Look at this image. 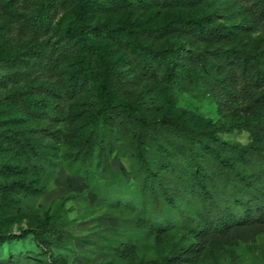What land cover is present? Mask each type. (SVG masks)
I'll list each match as a JSON object with an SVG mask.
<instances>
[{
  "label": "trees",
  "instance_id": "trees-1",
  "mask_svg": "<svg viewBox=\"0 0 264 264\" xmlns=\"http://www.w3.org/2000/svg\"><path fill=\"white\" fill-rule=\"evenodd\" d=\"M21 1L29 3L6 4ZM204 1H40L28 16L36 27L51 24L60 8L68 9L54 47L71 68L59 85L47 71L53 55L42 56L40 44L15 53L1 49L0 88L12 85L7 98L18 101L38 127L18 129L16 118L0 116V150L20 155L17 163L0 160V204L12 210L0 218V244L32 236L40 253L30 260L73 264L70 252L79 240L124 260L146 244L144 237L175 233L178 239L160 264H199L200 252L214 238L264 226V47L238 42L264 32V0H235L244 20L233 26L211 12L174 14L158 26L142 25L135 17L156 9L197 8ZM118 10L129 16L118 23L100 16ZM181 33L194 35L203 49L169 39ZM140 77L160 81L173 102L182 92L211 100L233 122L199 125L183 113L161 112L157 95L147 98L130 88ZM90 82L93 100L72 116L73 100ZM70 118L77 122L72 132L79 140L64 167L81 176L118 220L143 231L142 237L110 238L101 230L76 236L60 209L47 211L20 234L6 228L17 215L34 210V201L62 167L41 148V133L60 139ZM233 129L249 131L252 140L221 136ZM115 157L129 162L130 178L115 170Z\"/></svg>",
  "mask_w": 264,
  "mask_h": 264
},
{
  "label": "rangeland",
  "instance_id": "rangeland-1",
  "mask_svg": "<svg viewBox=\"0 0 264 264\" xmlns=\"http://www.w3.org/2000/svg\"><path fill=\"white\" fill-rule=\"evenodd\" d=\"M40 1L29 0L28 4H23L21 1L9 6L6 4L7 0H0V52L1 49H4V53H15L32 43L40 44L44 53L41 54L42 56L53 55L54 62L51 63L47 71L53 73V81L60 85L62 77L67 74L71 65L63 64L60 57L61 51L55 50L54 42L57 33L60 32L59 28L65 11L68 9L60 8L55 13V17L51 18V24L46 23L36 27L34 23L28 22L30 20L28 16L38 7ZM59 1L61 0H56L57 3ZM202 12L213 13L218 22L228 26L240 24L244 20L242 10L235 0H207L197 8L156 9L138 13L135 17L139 16L138 20L142 25L158 26L174 14L198 15ZM100 16L118 23L123 18L128 17L129 13L118 10L107 14L102 13ZM181 34V37L170 36L169 39L177 40L179 43L188 40L192 44L189 47L203 49L200 41L194 35L190 38L189 34ZM165 40H161L160 44L163 45ZM238 42L250 47L259 45L264 47V32H251L239 38ZM42 56L39 57V61H41ZM130 88L134 92H144V97L147 98H153L157 95V99L161 102V112L183 113L199 125L208 121H212L215 125H227L233 122V118L229 115H223L214 102L208 99L201 100L189 92L178 93L177 100L173 102L163 84L158 80L140 77L130 85ZM12 89V85L0 88V116L16 118L14 125L18 129L34 130L38 126L34 120L29 119L22 105L11 97L7 98ZM94 89V83L90 82V85L83 88L82 92H84H81L73 100L70 107L72 116L80 113L83 105L93 100ZM76 126L77 122L73 118L64 122L61 126L63 131L60 139H52L48 134L41 133V148L44 151H49L48 153L58 161H62L63 165L58 169L55 177L47 183L48 186L44 192L34 201V210L17 215L7 224L6 228L11 233L20 234L21 229L34 224L47 211L60 209L68 217L70 230L76 236L85 237L101 230L110 238H117L118 233L142 237L143 231L118 220L117 215L104 206L101 197L89 189L88 184L81 176L64 167L71 163L69 162L72 157L71 153L78 144V133L72 132ZM221 136L242 143H248L253 138L249 131L240 129H233L229 133L221 134ZM0 160L13 164L20 160V155L14 150H0ZM113 166L115 170L130 178L131 166L127 160L115 157ZM29 175L31 179L35 177L31 173ZM7 212H12V210H7L0 204V218ZM144 239L146 244L138 252L124 260L115 258L111 251L103 253L92 244L79 240L74 243L73 252H70L72 263L160 264V257L169 251L171 244L178 237L175 233H168L157 239H146L145 237ZM38 253H40V249L32 236L5 241L0 244V263L7 264L8 261L20 259V264H36L35 261L30 260L29 256ZM200 253L199 264H264V226L241 228L229 235L216 237Z\"/></svg>",
  "mask_w": 264,
  "mask_h": 264
}]
</instances>
